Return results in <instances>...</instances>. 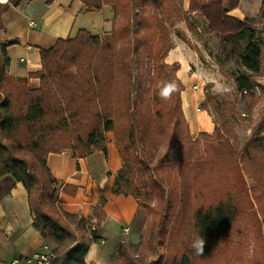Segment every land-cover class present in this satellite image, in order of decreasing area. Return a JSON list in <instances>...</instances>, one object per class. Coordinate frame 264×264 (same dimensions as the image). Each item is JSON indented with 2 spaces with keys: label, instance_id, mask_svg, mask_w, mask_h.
<instances>
[{
  "label": "trees",
  "instance_id": "obj_1",
  "mask_svg": "<svg viewBox=\"0 0 264 264\" xmlns=\"http://www.w3.org/2000/svg\"><path fill=\"white\" fill-rule=\"evenodd\" d=\"M21 1L7 0V5L0 6V16L8 6L17 7ZM80 1L85 12L100 11L108 6L112 13L111 30L107 36L101 37L82 29L73 38L58 39L53 46L41 49V69L30 74L40 81L37 89H28L25 81L7 75L5 50L18 41L1 43L0 80L23 88L25 109L21 115H15L10 101L0 103V133L10 138L20 123L25 124L36 137L31 150L42 152L44 156L34 159L40 170L37 174L34 163L30 165L25 159L11 156L8 146L0 141V179L9 175L26 189L32 225L40 236L53 241V253L70 242L54 264H87L85 256L90 245L99 240L101 222L105 219L102 211L105 199L101 197L93 211L95 225L90 219L62 211L59 206L60 213L52 217L49 212L54 211L55 202L58 204L59 182L47 168L46 159L48 154L65 150L76 158L96 151L106 155L105 134L118 127L115 147L120 155L121 168L114 175L111 193L131 197L139 207L149 209L154 195L141 182L139 170H148L153 178L159 176L166 180L159 169L163 164H170L176 177L174 182L168 181L167 208L173 209V202H176L182 217L191 226L190 237L176 264H192L193 257H205L213 251L227 236L236 219L237 210L228 196L223 195L210 204L205 203L203 197L207 164L219 156L233 158L236 139L227 129L221 134L217 127H214L212 136L201 132L193 138L189 133L181 104L183 86L175 77L179 65L164 62L173 46L170 43L159 45L167 26L173 27L175 22L187 23L188 13L182 10L179 0ZM238 1L212 0L199 4L198 0H190L189 12L200 13L211 28L215 23L222 40L233 44L231 55L244 69L235 76L237 91L243 97H251L255 88L253 76L261 70L264 42L251 33L249 24L264 17V3L256 17L238 20L229 15ZM44 2L50 5L53 0ZM176 35L184 40L181 31L177 30ZM241 41L245 42L242 48L238 46ZM81 47L91 48L92 55L88 62L76 65ZM74 66V74L66 72ZM107 70L113 81L123 86L124 96L120 101L119 98L108 100L103 95ZM169 84L173 86L172 90L164 98L161 89ZM135 90L138 94L132 98ZM72 121L74 128L79 122L87 125L84 135L73 133V138H60L61 131H66ZM251 152L264 154V136L255 135L249 139L243 154L250 158ZM236 159L231 160L232 165ZM261 163L264 164V158ZM155 186L164 204V189L161 184ZM193 203L197 207L192 209ZM61 215L64 222H61ZM85 231H88L89 239L84 236ZM76 232L82 234L77 239ZM197 236L206 239L203 255H196L190 246ZM118 249L123 251L124 245L120 243Z\"/></svg>",
  "mask_w": 264,
  "mask_h": 264
},
{
  "label": "rangeland",
  "instance_id": "obj_2",
  "mask_svg": "<svg viewBox=\"0 0 264 264\" xmlns=\"http://www.w3.org/2000/svg\"><path fill=\"white\" fill-rule=\"evenodd\" d=\"M209 1L212 0H198V3ZM179 2L182 10L188 13V22H175L173 27L167 26V30L161 35L162 39L159 41V45L170 43L173 46L167 52L164 62L168 65L178 63L179 67L175 72V77L181 82L183 90H188V88L191 91L200 90L204 95L197 109L207 114L208 118L203 117L208 122H212V130L209 133H202L212 136L214 127H217L221 134L227 129L236 139V154L233 158L227 155L226 157L219 156L217 160L207 164L206 183L203 190L204 202L207 204L214 203L223 195L228 196L237 210L236 219L227 236L218 242L213 251L205 257H193L192 264H264V164L261 163L264 154L251 152L252 157L250 158L243 154L244 147L250 138L255 135L264 136V45L261 46V70L253 76L255 83L253 95L243 97L237 91L235 76L237 72L244 71V69L236 63L231 55L230 50L233 44L222 40L221 35L217 33L218 26L215 23L211 28L206 18L200 13L189 12L190 0H179ZM32 8L31 6V13ZM108 11L104 9L103 12L84 14L85 25L82 28L87 29L92 35L107 36L109 33L107 30L110 28V20L107 19ZM249 27H251V33L255 37H260L264 42V17L256 19L255 22L249 24ZM2 29L0 16V67L3 62L1 43L7 41L1 39ZM177 30L182 32L183 41L178 39ZM244 44L245 42L241 41L238 46L242 48ZM80 51L82 52L76 60V65L88 62V58L92 55L91 48L81 47ZM168 57L169 59H167ZM75 68V66L70 67L66 72L74 74ZM105 79L106 85L102 89L104 97L108 100L118 98L119 101L122 100L123 86L117 85L113 81L109 70H107ZM26 88L30 89L28 85ZM23 91L22 87L13 82L0 80V103L10 101L13 105V113L21 115L25 109ZM136 94L138 91L135 90L132 93V98H135ZM71 103L69 102L70 105ZM73 120L76 121V118ZM196 122L204 125L200 116ZM72 123L73 121L66 131H61L60 138H73L75 134L84 135L87 125L84 122H79L74 128ZM190 123L194 127L193 121ZM118 131L117 127L116 131L107 132L105 143L109 133L115 144ZM0 141L8 146L11 156L25 159L30 165L34 163L37 174L40 173L39 166L34 159L44 155L42 152L31 150L33 143L36 142V137L25 124L20 123L10 138H6L0 133ZM135 156L138 155L135 154ZM235 157L237 158L236 163L232 165L231 160ZM159 171L166 180H162L159 176L153 178L152 173H149L148 170H139L138 177L152 190L154 199L151 201L149 209L141 207L144 209L142 218L141 216L137 217L133 225L130 219L131 209L126 203L124 204L126 217L121 219L120 226L131 227L132 225V228H122L119 233L120 227H117L112 221L110 222L109 225L114 224L115 226L106 228L107 242L105 245H99L103 249L110 247L103 264L177 263L184 244L190 237L188 233L191 231V226L182 217V212L176 202H173V209L168 210L167 208L170 192L168 181H175V169L166 163L161 166ZM156 183L161 184L164 189V204L159 197L160 193L157 191V187H154ZM128 203L130 206L131 202ZM58 206L55 202L54 211L49 212L52 217H56V213H60ZM195 207H197L196 203L191 204L192 209ZM61 216V222H64L63 216ZM74 235L77 239L82 234L76 232ZM84 236L89 239L88 231H85ZM120 243L124 245L123 251L118 249ZM52 244L51 247L54 249L55 244ZM67 245L55 250L57 258L63 254Z\"/></svg>",
  "mask_w": 264,
  "mask_h": 264
},
{
  "label": "crops",
  "instance_id": "obj_3",
  "mask_svg": "<svg viewBox=\"0 0 264 264\" xmlns=\"http://www.w3.org/2000/svg\"><path fill=\"white\" fill-rule=\"evenodd\" d=\"M262 3L264 0H239L229 15L238 20L256 17ZM5 5L7 0H0V6ZM104 9L109 10L108 32L111 30L112 13L108 6H104L100 11L103 12ZM100 11L85 12L80 0H53L50 5H46L44 0H22L17 7L8 6L1 15L3 27L1 39H14L18 44L5 50L8 58L7 75L18 81H25L30 89L38 88L39 79L31 77L30 74L41 69L40 50L53 46L58 39L73 38L85 25L84 14ZM203 98L200 90L191 91L190 88L183 90L181 94L182 110L193 138L201 132L209 133L212 130V122L204 119L208 118L207 114L197 109ZM197 114L204 121L203 126L196 122L199 118ZM190 121H193L194 127ZM106 151V155L102 151H96L83 158L73 157L70 151H63L48 154L46 159L47 168L59 182L57 202L62 211L91 219L94 218L93 211L98 206L100 198L105 199L102 206L105 219L101 222L98 240L102 243L97 241L90 245L85 256L87 264L104 263L110 247L103 249L99 245H105L107 242L106 228L115 224L120 227V233L122 228H132L136 218L139 216L142 218L144 213V209L139 207L133 198L111 193L114 175L121 168V159L114 139L109 133ZM128 202H131L130 206ZM125 203L131 209V227L120 226L121 219L126 217ZM32 221L26 189L9 175L1 178L0 264H11L14 259L40 252L44 245L50 247L53 245L50 238L40 236L34 229ZM111 221L114 224L109 225Z\"/></svg>",
  "mask_w": 264,
  "mask_h": 264
},
{
  "label": "built area",
  "instance_id": "obj_4",
  "mask_svg": "<svg viewBox=\"0 0 264 264\" xmlns=\"http://www.w3.org/2000/svg\"><path fill=\"white\" fill-rule=\"evenodd\" d=\"M90 221L91 223H94L95 219L91 218ZM92 229L94 228L92 227ZM98 243H102V241H98ZM46 256H53V263L48 264H54L57 255L53 253V248L47 245H44L40 252L32 256L14 259L11 264H40V262H46Z\"/></svg>",
  "mask_w": 264,
  "mask_h": 264
},
{
  "label": "clouds",
  "instance_id": "obj_5",
  "mask_svg": "<svg viewBox=\"0 0 264 264\" xmlns=\"http://www.w3.org/2000/svg\"><path fill=\"white\" fill-rule=\"evenodd\" d=\"M172 85H166L161 89V96L164 98H167L170 91L172 90ZM191 248L194 250L196 255H203L204 254V250H205V246H206V239L204 237L201 236H197L195 237V239L192 241L191 243Z\"/></svg>",
  "mask_w": 264,
  "mask_h": 264
},
{
  "label": "bare ground",
  "instance_id": "obj_6",
  "mask_svg": "<svg viewBox=\"0 0 264 264\" xmlns=\"http://www.w3.org/2000/svg\"><path fill=\"white\" fill-rule=\"evenodd\" d=\"M53 263V256H46V262H40V264Z\"/></svg>",
  "mask_w": 264,
  "mask_h": 264
}]
</instances>
